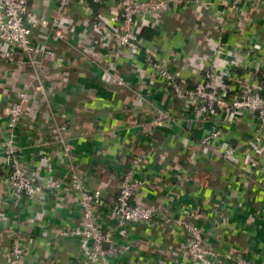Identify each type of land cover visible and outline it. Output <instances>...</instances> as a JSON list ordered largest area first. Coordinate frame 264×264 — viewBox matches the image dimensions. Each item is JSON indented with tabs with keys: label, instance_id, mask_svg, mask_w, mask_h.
Listing matches in <instances>:
<instances>
[{
	"label": "built area",
	"instance_id": "obj_1",
	"mask_svg": "<svg viewBox=\"0 0 264 264\" xmlns=\"http://www.w3.org/2000/svg\"><path fill=\"white\" fill-rule=\"evenodd\" d=\"M41 1L49 5L46 16L35 10ZM180 1L0 0V71H6L7 79L18 74L25 77V82L13 87L0 80L4 87L0 113L5 120L0 126V173L8 193L1 200L18 210L26 200L42 211L25 218L16 212L13 222L0 211V258L6 264H59L51 251V234L73 241L71 264H113L143 245L139 240H125L131 228L154 224L174 229L184 238L177 264H257L253 257L259 253L249 250L253 255L249 257L250 253L229 243L221 219L226 211L228 220L243 213L242 200H260L253 204L254 216L264 221L263 57L256 56L257 64L248 67L244 48L243 53L233 54L220 35L199 29L187 40L194 47L185 42L176 48L162 40L159 46L146 47L143 32L157 29L169 2ZM109 4L116 11L111 24L94 18L99 14L93 6ZM79 6L86 17V28L80 32L72 18ZM213 17V27L222 31L225 16ZM248 51L250 55L252 49ZM55 60L68 71L89 62L100 70L104 85L129 101L123 110L135 134L133 143L112 141L121 136L113 128L105 132L100 114L86 105L75 108L86 138L99 135L117 144L114 150L98 149L89 160L106 173L97 186L80 164L70 122L61 118L56 93L43 77L45 63ZM157 97L163 103L156 105ZM36 116L45 119L42 124L33 123ZM27 118L42 139L35 143L50 150L60 172L45 177L39 173L42 165L32 169L34 147L20 141L17 128ZM167 147L176 151L172 157L164 150ZM217 161L227 164L229 173ZM199 165L219 170L210 180L213 196L208 200H198L192 193H201ZM110 169L118 173L106 172ZM111 176L118 179L116 184ZM243 178L253 180L250 188H244ZM234 186L241 192L230 194ZM146 188L158 193L156 200L140 197ZM215 196L218 200L213 201ZM231 198L236 200L233 209ZM63 209L78 212L67 219ZM104 210L110 225L99 219L105 216ZM47 211L65 220L51 225L45 219ZM34 224L40 230L37 236L24 229ZM38 240L45 241L44 248L35 247Z\"/></svg>",
	"mask_w": 264,
	"mask_h": 264
},
{
	"label": "crops",
	"instance_id": "obj_2",
	"mask_svg": "<svg viewBox=\"0 0 264 264\" xmlns=\"http://www.w3.org/2000/svg\"><path fill=\"white\" fill-rule=\"evenodd\" d=\"M263 2L264 0H181L176 4L169 2L166 11L160 16L158 28L155 29L154 27H149L143 32V43L146 47H152L156 44L159 46L160 40H162V42L170 44L176 48L182 46L185 42L187 47H194L193 43L187 40L190 37L196 36L197 33L193 35L195 32L194 30L199 29L204 31V33L209 32L212 36L220 35L222 41L228 45V48L233 50V54L237 53L236 50H241V53H243L244 48L247 57L244 60V63L248 67L252 68V66L257 64L256 56L258 55L263 57L260 66H264ZM114 7L115 6H112V4L100 8L93 6L92 10L97 11V15L99 14L98 16L94 15V18H101L105 20L106 23L111 24L116 16ZM35 10L40 15L46 16L49 12V5L42 1L37 2ZM217 13H222L226 19L225 23L223 22L224 25L220 32L216 31L217 29L213 27V16ZM70 14L71 13H69V15ZM72 15L75 25L77 24L80 28L79 32L82 29L85 30L86 17L81 8H76ZM197 38H200V36ZM93 43L98 45L97 42ZM250 49H252V51L249 55L248 50ZM73 55L74 54L72 53L70 58H72ZM55 61L45 63L42 72L57 70L56 65L59 66V60ZM48 67L51 69L45 70V68ZM59 68L61 70L59 77L68 80L69 84H52L56 93L54 99L57 101L56 103L61 106V118L69 120L70 122L71 136L74 138L72 143L75 146V151L81 157L80 164L84 166L86 171L85 174L89 180L91 177L93 186H97L98 183L106 177V173L102 167L93 165L89 160L92 159V155L95 151H98V149L107 146L111 150H114L116 147L115 145L117 144L114 142L109 144L105 138L102 139L99 135L86 138L87 132L83 131L81 126L82 117L76 119L74 114L75 108H81L82 105H86L91 111L100 114L103 118L101 121L102 127L107 128L105 132L113 128L117 131L116 133H118L116 136H121L120 138L118 136L117 139H112V141L133 143L135 139L133 136L135 134L129 129L132 125L128 121L129 117L127 116V111L123 110L125 109L124 104H128L127 102L129 101L125 100L127 97L123 100L121 93L104 85L100 80V70L89 62H80L79 65L73 66L71 69L72 72L70 70L68 71L66 67L62 68L59 66ZM61 68L64 69V71ZM0 73V80L7 86L13 87L17 82H25V77L22 74H18L17 77L12 79H7L5 70H1ZM48 83L50 85V82ZM3 88V86H0V99L2 98L1 94H3ZM156 102L158 103L156 105H159V103H163V100H160L159 97H157ZM129 115L135 118L134 113H129ZM28 120L29 118L25 119L17 128L18 134H20V141L27 146L29 142H31L34 147L31 149V154L34 159L31 162L32 169L36 171V166L42 165L43 167L39 173L45 177L53 175L56 170L60 172L59 164H57L54 157L50 155V150L46 147H41V144L39 145V143H35V140L42 143V139H38L40 135L38 134L36 127L35 129L29 127L31 122ZM43 120L45 119L42 116H36L33 118V123L42 124ZM71 120L73 123H71ZM4 121V117L0 113V126L5 123ZM35 135L37 136V139ZM47 135V138L51 137L50 134ZM159 137L160 136H157L156 138ZM94 148L97 149L93 150ZM164 150H167L171 157L174 155V152H176L169 148ZM43 157H45V159H43ZM111 171L114 170L110 169L106 172L114 174ZM223 171L229 173L227 169H224ZM114 172L118 173L117 170ZM111 178L114 179L116 184L118 181L116 176H111ZM259 182L261 183V180H259ZM198 183L201 187L200 192L202 194L192 192L197 196L198 200H201V198L208 200L213 196L210 181L207 182L206 178L199 176ZM239 192H241V189L238 187L234 186L230 189V194L235 195ZM6 194H8L7 182L4 181L3 174L0 173V211H2L4 215L13 222L15 217L13 214L16 212H18V215L22 218L34 215L37 212L41 214L42 211L39 209L38 204L31 205L30 207L26 200L21 203L19 210L14 205H3L1 199L4 198ZM157 196L158 193H155L154 195L152 188H146L140 192V197L143 200H156ZM231 197L234 198V196ZM216 199L218 200L215 196L213 201H216ZM183 201L186 202L185 200ZM235 201L236 200H232V198L229 200L231 209H233ZM242 201L245 203L243 205V213L237 212L231 216L230 220H228L226 219V211L221 219L223 224L221 230L222 232L224 231L225 236H229V243L236 244L237 248L245 250L248 253H250L249 250L259 253V257L258 254L257 257H253L251 253L248 254V256L255 258L257 264H264V221L254 216L256 209L253 205L260 200L253 203L246 200ZM64 210L65 209H63L62 212H65L66 215L69 214L67 219L74 218L73 214L78 212L76 209H70L69 211ZM104 213L105 216L103 218L99 217V219L110 225L112 223L110 216L107 215L108 213L106 210H104ZM45 219L50 220L51 225L54 226H59L63 220H65H60V217H53L52 213L49 211L45 214ZM246 220H252L253 224L247 225ZM204 223L200 222L199 224L203 225ZM24 229L34 236L39 235L40 230L36 224L30 227H24ZM51 236H53L51 239L53 242L51 251L55 254V257L59 259V264H71L70 259L72 258V255L75 254V245L73 244V241L56 238L55 234H51L49 237ZM125 240H139L143 245L138 244L129 256L115 259L113 260V264H177L175 261L179 258L180 248L184 243V238L176 230L157 224L148 227L144 225L134 226L129 231L128 237ZM37 246L44 248L45 241L38 240L35 244V247ZM0 264L6 263L0 258Z\"/></svg>",
	"mask_w": 264,
	"mask_h": 264
},
{
	"label": "trees",
	"instance_id": "obj_3",
	"mask_svg": "<svg viewBox=\"0 0 264 264\" xmlns=\"http://www.w3.org/2000/svg\"><path fill=\"white\" fill-rule=\"evenodd\" d=\"M79 8H80V6H79ZM56 68H57V70H52V71L51 70H48V72L42 73L44 79L47 80V81H49L50 83L53 82V83H51V85L52 84L53 85H57V84H60V83H62L63 85H66L68 81L65 80V79H63V78H60L59 77L61 70H60V68H59L58 65H56ZM46 69H51V68L48 67V68H45V70ZM167 148L171 149L170 147H167ZM218 163L221 164V169H223V168L224 169H230V167L227 164H225V163H223L221 161H219ZM198 168H199L198 171L200 172L199 175L201 177H203V178H206V181L207 182H209L210 180H212L214 174L216 173V172H214L215 171L214 165L210 169H207L206 166H200V165L198 166ZM254 179H256V178H254ZM242 180L245 183V187L244 188H246V189L250 188V186L253 184V182H252L253 180H250V178H249V180H246L245 178H243ZM263 193H264V190H263Z\"/></svg>",
	"mask_w": 264,
	"mask_h": 264
}]
</instances>
